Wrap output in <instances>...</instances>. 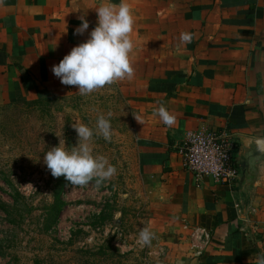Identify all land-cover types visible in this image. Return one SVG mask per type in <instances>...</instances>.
<instances>
[{"label": "crops", "instance_id": "obj_1", "mask_svg": "<svg viewBox=\"0 0 264 264\" xmlns=\"http://www.w3.org/2000/svg\"><path fill=\"white\" fill-rule=\"evenodd\" d=\"M105 2L4 0L0 104L34 101L65 88L52 66L90 38L95 10ZM125 2L135 16V75L114 86L140 117L137 152L144 173L160 189L158 206L177 235L193 226L210 232L204 255H191L189 264H255L264 253V164L247 170L238 153L242 138L264 140V0ZM81 16L89 28L76 35ZM181 33L190 34L191 42H182ZM161 105L176 117L174 126L154 114ZM207 129L235 141L239 181L219 185L205 178L197 185L182 170L180 140L186 132Z\"/></svg>", "mask_w": 264, "mask_h": 264}, {"label": "rangeland", "instance_id": "obj_2", "mask_svg": "<svg viewBox=\"0 0 264 264\" xmlns=\"http://www.w3.org/2000/svg\"><path fill=\"white\" fill-rule=\"evenodd\" d=\"M100 115L110 119L112 138L94 136L93 155L106 157L117 174L99 187L54 178L45 153L60 139L76 146L72 124L95 131ZM135 115L114 85L87 96L66 86L0 104V264H189L188 236L175 233L158 206L159 187L142 169ZM58 193L63 208L55 219ZM145 227L155 234L150 246L137 243Z\"/></svg>", "mask_w": 264, "mask_h": 264}, {"label": "clouds", "instance_id": "obj_3", "mask_svg": "<svg viewBox=\"0 0 264 264\" xmlns=\"http://www.w3.org/2000/svg\"><path fill=\"white\" fill-rule=\"evenodd\" d=\"M3 3L4 0H0V5ZM95 11L97 26L90 32V38L73 47L51 69L62 85L78 88L82 96L131 80L135 75L131 59L135 16L131 6L125 0H120L119 4L107 0ZM80 20L76 35H83L89 28V22L83 16ZM191 39L190 34L181 33L182 42H191ZM154 114L168 127L176 123V117L163 105ZM108 117H111V113H108ZM134 117L141 124L140 117ZM72 127L77 133V145L69 149L65 146V140L60 139L59 146L52 147L44 155V164L51 175L54 178L64 177L73 187H86L93 181L99 187L111 180L117 174L116 167L106 157L94 156L91 145L94 136H102L106 141H111L110 119L100 115L95 131L83 123L72 124ZM27 186L32 187L30 184ZM154 238L155 234L145 227L140 230L137 243L150 246ZM255 264H264V253L257 257Z\"/></svg>", "mask_w": 264, "mask_h": 264}, {"label": "built area", "instance_id": "obj_4", "mask_svg": "<svg viewBox=\"0 0 264 264\" xmlns=\"http://www.w3.org/2000/svg\"><path fill=\"white\" fill-rule=\"evenodd\" d=\"M236 143L226 133L207 129L186 132L177 148L181 168L190 174L197 185L209 178L219 185L236 182L238 169L234 162ZM188 246L194 258H200L207 250L210 232L201 226L188 229Z\"/></svg>", "mask_w": 264, "mask_h": 264}, {"label": "water", "instance_id": "obj_5", "mask_svg": "<svg viewBox=\"0 0 264 264\" xmlns=\"http://www.w3.org/2000/svg\"><path fill=\"white\" fill-rule=\"evenodd\" d=\"M242 146L243 148L239 151L238 157L240 161L245 164L247 170L257 165L264 164V140L242 138ZM241 176V169L238 165V177L236 181H239Z\"/></svg>", "mask_w": 264, "mask_h": 264}, {"label": "trees", "instance_id": "obj_6", "mask_svg": "<svg viewBox=\"0 0 264 264\" xmlns=\"http://www.w3.org/2000/svg\"><path fill=\"white\" fill-rule=\"evenodd\" d=\"M51 208L53 210H55V219H57V217L59 216V214L61 213V210L63 208V203L60 199L59 193L53 195V204H52Z\"/></svg>", "mask_w": 264, "mask_h": 264}]
</instances>
